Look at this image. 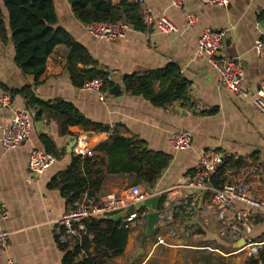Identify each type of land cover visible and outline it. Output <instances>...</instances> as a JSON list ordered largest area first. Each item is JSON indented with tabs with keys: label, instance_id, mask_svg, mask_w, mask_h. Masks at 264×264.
I'll use <instances>...</instances> for the list:
<instances>
[{
	"label": "crops",
	"instance_id": "1",
	"mask_svg": "<svg viewBox=\"0 0 264 264\" xmlns=\"http://www.w3.org/2000/svg\"><path fill=\"white\" fill-rule=\"evenodd\" d=\"M54 1L58 27L67 30L88 50L97 63L91 68L106 74L113 85L111 90L118 88L120 96L112 94L101 103L95 94L75 86L68 71V48L59 45L54 49L36 89L38 97L45 102L71 103L92 122L111 129L97 133L70 127L69 133L62 134L56 120L46 115L36 120L38 111L31 109V140L11 151L0 146V213L6 212L9 216L3 229L10 234L8 248L0 250V264H8L9 259H15L18 264H62L64 253L58 243L59 220L70 206L59 190L49 189V184L65 172L73 156L78 155V145L70 151L71 138L86 136L87 149L96 157L99 155L96 148L111 143L113 134L137 139L143 142L146 150L171 157L168 168L151 190L144 184L139 186L150 198L171 199L175 217L173 223H160L148 236L141 262V256L134 262L133 259L139 252L137 242L139 238L141 241L146 222L130 231L124 253L106 264H246L250 259L244 247H238L237 243L250 236L262 242L264 251L263 214L258 213L256 223L249 230L243 229L242 237L235 242L220 235L224 224L218 220L219 211L213 203V195L210 197L209 193L201 194L186 187L200 157L213 150L224 157L241 158L246 163L244 169L230 171L227 181L244 183L255 196H264V114L256 110L252 98L222 89L219 75L208 59L198 53L199 39L206 30L231 29L220 56L242 63L244 89L254 96L264 82V57H258L255 51L256 43L264 41V0H229L228 8L203 5L199 0H182L181 9L171 8L172 0H144L152 13L167 17L178 27L179 33L146 35L132 27L125 38L117 42L94 40L85 25L76 20L67 0ZM188 16L196 17L194 27H188ZM170 64L177 65L180 75L190 84L185 100L157 108L144 96L126 91V76L158 71ZM79 68L84 67L79 65ZM32 82V78L24 76L15 64L12 41L7 44L0 41V85L13 91L32 85ZM12 100L16 108L27 109L20 95ZM12 119L11 110L0 107V136ZM178 131L192 134L190 149H173L171 138ZM41 136H48L55 143L57 160L43 175L34 178L29 160L34 150L44 151ZM104 171L98 176L102 180L97 187L99 199L111 194L123 196L135 185L134 174L115 175ZM128 204L126 210L133 202ZM228 220L235 222L234 207L228 211ZM79 237H71L69 244L78 243ZM161 241L167 246L160 244Z\"/></svg>",
	"mask_w": 264,
	"mask_h": 264
},
{
	"label": "trees",
	"instance_id": "2",
	"mask_svg": "<svg viewBox=\"0 0 264 264\" xmlns=\"http://www.w3.org/2000/svg\"><path fill=\"white\" fill-rule=\"evenodd\" d=\"M78 22L90 25L99 22H126L136 30L145 32L140 16V7L129 0H67ZM119 1V3H116ZM11 35V36H10ZM0 41L7 44L12 41L15 49V64L24 76L32 78V85L21 90H9L1 86L12 99L21 96L28 110L36 109V120L46 115L56 120L62 134L69 133L70 127H78L84 132H109L111 128L98 125L86 118L73 104L63 100L45 102L36 89L46 72L47 61L59 45L69 50V68L71 80L82 88L87 81L107 79L106 74L97 72V63L88 50L78 43L64 28L58 27V14L54 0H0ZM83 65V69L79 68ZM177 65L170 64L165 69L126 76L124 87L127 92L144 96L154 107H166L188 95L189 82L181 75ZM111 89L113 85L107 83ZM43 150L57 155V147L48 136H41ZM96 157L73 156L70 167L54 177L50 190H59L69 206L86 192L97 196L102 180L99 175L134 174V186L144 184L151 190L168 168L171 157L164 153L148 151L143 142L137 139H124L113 134L111 143L96 148ZM246 163L241 158L224 157V161L212 180L214 189H221L227 183V174L233 170H242ZM86 175V176H85ZM236 183V182H235ZM244 184V183H239ZM212 197L211 193H209ZM167 198H162L161 207ZM139 213L146 212L141 209ZM131 230L121 228V220L115 222L110 217L93 218L87 222V232L79 237L76 244L60 245L64 257L62 264H106V262L124 253ZM112 253V256H110ZM246 264H264V251Z\"/></svg>",
	"mask_w": 264,
	"mask_h": 264
},
{
	"label": "built area",
	"instance_id": "3",
	"mask_svg": "<svg viewBox=\"0 0 264 264\" xmlns=\"http://www.w3.org/2000/svg\"><path fill=\"white\" fill-rule=\"evenodd\" d=\"M203 5L228 8L229 0H199ZM140 7V16L145 26L146 35L176 34L178 27L165 16H157L151 12L144 0H137ZM182 0H172L171 8L181 9ZM197 23L195 16H188V27H194ZM87 33L99 42H117L125 38L132 26L126 22H99L85 25ZM231 29L222 31L206 30L198 43V53L205 56L211 67L220 77L222 89L243 98H252L256 110L264 114V82L254 96L244 89L245 70L241 62L229 57L221 58L220 53L226 40L230 37ZM255 51L258 57H264V41L256 43ZM111 80L107 77L87 81L82 90L95 94L101 103L111 98L112 91L107 83ZM0 107L11 110L13 119L0 136V146L5 151L15 150L31 140L32 135V113L28 109L16 108L10 94L6 93L0 86ZM193 136L187 131H178L171 138V145L175 151H185L191 148ZM78 155L93 157L92 150L87 149L86 136L78 139ZM57 160L52 153L34 150L30 156L29 169L32 177L38 178L43 175ZM224 155L218 151L204 153L194 170L188 177L187 188L201 194L211 193L213 203L218 208V220L224 224L221 228L222 237L231 238L238 242L243 235V229H250L257 221L258 213L264 215V196H255L248 185L239 183H227L221 189H214L212 180L222 166ZM150 198L147 191L140 186H133L123 196L111 194L104 199L90 196L88 192L82 194L67 212L59 220L60 230L58 243L66 245L73 236H84L87 232V222L93 218L103 219L127 209L128 203L133 206ZM235 208V222H229L228 211ZM147 213L135 211L121 220V228L132 230L146 222ZM175 217V206L171 199H166L161 207L160 223L171 224ZM9 219L6 212L0 213V250L8 248L10 234L3 229V223ZM244 250L247 258L252 259L259 256L263 249L260 240L253 237L245 238ZM167 246L163 241L160 242ZM8 264H18L15 259H9Z\"/></svg>",
	"mask_w": 264,
	"mask_h": 264
},
{
	"label": "water",
	"instance_id": "4",
	"mask_svg": "<svg viewBox=\"0 0 264 264\" xmlns=\"http://www.w3.org/2000/svg\"><path fill=\"white\" fill-rule=\"evenodd\" d=\"M112 91V94L115 96H120V90L118 88H114ZM78 138H71L70 139V151L74 148V146L77 144ZM161 203L162 199L160 196H154L149 199H147L144 202H141L139 204H136L129 208L128 210L124 212H120L114 216L111 217V219L115 222L122 220L125 217H128L130 214H133L135 211H139L143 208L148 210V214L146 216V228L145 231L142 234L141 241H140V249L136 257L133 259V262L143 255L144 253V247L146 240L149 235H151L159 226L160 220H161ZM238 247H244L246 245L245 239L241 240L237 243Z\"/></svg>",
	"mask_w": 264,
	"mask_h": 264
},
{
	"label": "rangeland",
	"instance_id": "5",
	"mask_svg": "<svg viewBox=\"0 0 264 264\" xmlns=\"http://www.w3.org/2000/svg\"><path fill=\"white\" fill-rule=\"evenodd\" d=\"M139 243H140V238L138 239V242H137L138 249L140 248V247H139ZM141 259H142V256L140 257V260H139V262H141Z\"/></svg>",
	"mask_w": 264,
	"mask_h": 264
}]
</instances>
